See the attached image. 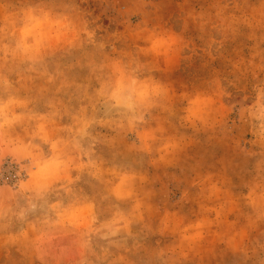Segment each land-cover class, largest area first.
Listing matches in <instances>:
<instances>
[{"label": "rangeland", "instance_id": "374dc122", "mask_svg": "<svg viewBox=\"0 0 264 264\" xmlns=\"http://www.w3.org/2000/svg\"><path fill=\"white\" fill-rule=\"evenodd\" d=\"M0 264H264V0H0Z\"/></svg>", "mask_w": 264, "mask_h": 264}]
</instances>
